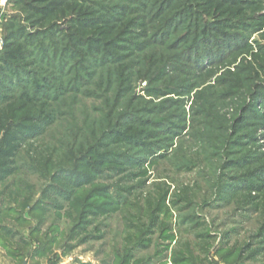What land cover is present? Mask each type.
<instances>
[{
  "label": "rangeland",
  "instance_id": "374dc122",
  "mask_svg": "<svg viewBox=\"0 0 264 264\" xmlns=\"http://www.w3.org/2000/svg\"><path fill=\"white\" fill-rule=\"evenodd\" d=\"M21 1L62 6L45 17ZM11 4L0 36L22 30L32 52L66 49L58 66L84 73L69 83L81 93L66 95L65 108L53 104L60 119L45 133L39 117L23 115L41 136L25 139L20 172L0 185V236L6 227L18 234L0 237V264H112L144 224L153 242L142 250L132 241L138 257L160 250L170 260L180 241L218 264L231 262L218 252H264V0ZM98 75L102 92L91 87ZM115 110L118 131L73 158L87 135L76 123L99 128ZM35 230L54 238L47 258L24 243ZM256 256L244 263L264 264Z\"/></svg>",
  "mask_w": 264,
  "mask_h": 264
},
{
  "label": "trees",
  "instance_id": "16d2710c",
  "mask_svg": "<svg viewBox=\"0 0 264 264\" xmlns=\"http://www.w3.org/2000/svg\"><path fill=\"white\" fill-rule=\"evenodd\" d=\"M11 1L17 3L18 0ZM11 1L8 6L13 5L11 4ZM20 3L23 5L24 9L32 10L36 14L45 17L50 16L62 6L58 1L48 4V6H43V8L33 7L30 2L26 1H21ZM10 22V20L7 21L6 11L0 15V26L3 25L6 27ZM20 31L22 30H19L14 36H10L11 34L1 35L4 44L0 50V185L6 183L11 178H14L20 172L21 169L18 166L17 158L25 139L29 137L31 138L33 135L41 136L38 134L39 131H37L36 126H30L27 124V115L23 116L24 113L39 117L41 121L40 125L41 127H44L42 132L45 133L46 127L56 125L60 119L59 114L56 116L58 112H55L53 104H58L60 108H65L67 105L65 100L66 95L70 93L80 94L81 90H77L74 86H71V84L69 85V83L75 79L79 80L78 78L81 73H84V68L80 64H76V66H67L66 68L62 65L58 66V61L62 57L67 60L68 54H70L69 51L68 53L66 52V49L61 51L56 48L50 50L49 48H45L43 51L32 52L30 50V48L33 47L31 44L32 42L29 40L31 38L30 34L27 32L21 33ZM34 41L36 40L34 39L33 42ZM68 77H70L69 80H67ZM94 77H96V75H92V78ZM92 83L91 87L96 88L98 92H102L106 81L104 80L103 75H98L96 82L94 80ZM10 87H14L16 89L15 92H13ZM108 87L110 89L109 93L114 95L116 100L119 101L123 91L120 89L117 90L118 87L114 86L111 82ZM108 90H106V94L108 93ZM48 91H54L55 93L49 95L47 94ZM85 93L87 92H84V94ZM100 99L104 102L109 101L104 100L103 98ZM146 113L152 114L150 112ZM109 115H112L111 119L107 120L105 118V122L100 125L99 128H94L93 124L89 126V129H81L76 123L80 132H84L87 135L83 137L85 144L82 147L77 148V151L72 154L74 156L73 158L78 159L79 157L85 156V154L96 145V142L99 141L101 136L106 137L108 133L113 134L115 133V130L118 131L115 127L118 125V120L121 114L115 110L113 114L110 112ZM146 126L149 127L152 125L149 124ZM137 129L139 128L132 126V128H129V131H132L133 134L137 136L142 135V132H139ZM108 137L110 136H107V138ZM112 137L110 139L115 141ZM58 152L59 151L56 153ZM60 155L63 154H58L56 156ZM75 185L78 187L77 190L83 188V183H77ZM89 195L90 194H88L87 197H89ZM64 200L67 203H71L70 205L77 204L73 199L71 201L69 193L64 195ZM75 226L76 224H74V227ZM153 227V225L144 224L141 229L139 228L140 230L138 231L139 234L137 236H127L124 239V243H127L125 251L118 250L114 252L112 264H203L207 262L208 264H218L214 259H210V256L204 258V260L200 259L199 256L193 254V250L190 249L191 246L188 247L187 242L182 241H180V244H183L184 246L181 247L179 245L180 249L178 248L172 252L170 260L168 255H164V251L160 250H157L152 256L147 255L138 257L132 252V249L134 246L141 249L143 248L142 250L149 249V246L153 241H151L150 238H147L145 233L150 231ZM6 229L4 228L3 230V232H5L4 236L0 237L9 238L13 242V239L18 234H16L11 228L6 227ZM73 231L74 230H71V236L69 239L74 238ZM37 232L38 230H35V232L33 231L31 238H29L30 241H25L24 243L28 248L32 247L33 243L36 244L37 246L35 247L34 252L35 256L38 255L47 258V255L49 254L48 252H50L49 250L51 249L50 247L53 245L54 238H49L46 234L43 240L41 238L39 239ZM204 235L209 237V240L211 239L207 234ZM130 238H132L131 241ZM169 239L174 241L175 236H169ZM132 241L134 242L133 247L131 248L128 245ZM11 247L13 246L4 245V248L8 252H12ZM232 252L233 251L225 254L218 252V254L222 261H231L229 264H245L244 261H246V259L256 258V255L258 254L264 255V252L257 253L256 251L251 254L249 251L245 252L244 250H241V252Z\"/></svg>",
  "mask_w": 264,
  "mask_h": 264
},
{
  "label": "crops",
  "instance_id": "0c3cea01",
  "mask_svg": "<svg viewBox=\"0 0 264 264\" xmlns=\"http://www.w3.org/2000/svg\"><path fill=\"white\" fill-rule=\"evenodd\" d=\"M11 0H0V15L3 14Z\"/></svg>",
  "mask_w": 264,
  "mask_h": 264
},
{
  "label": "built area",
  "instance_id": "2783aa9c",
  "mask_svg": "<svg viewBox=\"0 0 264 264\" xmlns=\"http://www.w3.org/2000/svg\"><path fill=\"white\" fill-rule=\"evenodd\" d=\"M3 44H4V40H3V38L0 36V50L2 49Z\"/></svg>",
  "mask_w": 264,
  "mask_h": 264
},
{
  "label": "bare ground",
  "instance_id": "6f19581e",
  "mask_svg": "<svg viewBox=\"0 0 264 264\" xmlns=\"http://www.w3.org/2000/svg\"><path fill=\"white\" fill-rule=\"evenodd\" d=\"M4 1V0H3Z\"/></svg>",
  "mask_w": 264,
  "mask_h": 264
}]
</instances>
